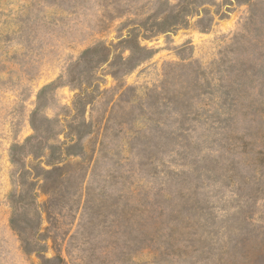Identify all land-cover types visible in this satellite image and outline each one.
I'll use <instances>...</instances> for the list:
<instances>
[{
	"label": "rangeland",
	"instance_id": "rangeland-1",
	"mask_svg": "<svg viewBox=\"0 0 264 264\" xmlns=\"http://www.w3.org/2000/svg\"><path fill=\"white\" fill-rule=\"evenodd\" d=\"M241 261L264 0H0V264Z\"/></svg>",
	"mask_w": 264,
	"mask_h": 264
},
{
	"label": "trees",
	"instance_id": "trees-1",
	"mask_svg": "<svg viewBox=\"0 0 264 264\" xmlns=\"http://www.w3.org/2000/svg\"><path fill=\"white\" fill-rule=\"evenodd\" d=\"M239 260H233V262H238ZM243 261H241V264H242Z\"/></svg>",
	"mask_w": 264,
	"mask_h": 264
}]
</instances>
